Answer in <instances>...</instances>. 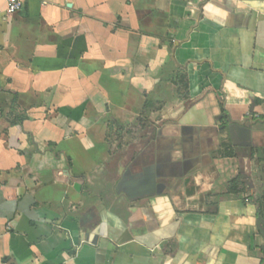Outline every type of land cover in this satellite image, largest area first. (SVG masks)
<instances>
[{
	"label": "crops",
	"instance_id": "crops-1",
	"mask_svg": "<svg viewBox=\"0 0 264 264\" xmlns=\"http://www.w3.org/2000/svg\"><path fill=\"white\" fill-rule=\"evenodd\" d=\"M0 264H264V0H0Z\"/></svg>",
	"mask_w": 264,
	"mask_h": 264
},
{
	"label": "built area",
	"instance_id": "built-area-1",
	"mask_svg": "<svg viewBox=\"0 0 264 264\" xmlns=\"http://www.w3.org/2000/svg\"><path fill=\"white\" fill-rule=\"evenodd\" d=\"M23 6H24V0H7L8 13L11 15L20 12Z\"/></svg>",
	"mask_w": 264,
	"mask_h": 264
},
{
	"label": "trees",
	"instance_id": "trees-1",
	"mask_svg": "<svg viewBox=\"0 0 264 264\" xmlns=\"http://www.w3.org/2000/svg\"><path fill=\"white\" fill-rule=\"evenodd\" d=\"M179 83H181L182 85H184L185 88H188V78L187 75L185 74H181L179 77ZM223 104V102L221 101V105ZM150 106V104L147 102L146 107L148 108ZM223 111H225L224 106H222ZM139 121L143 122L144 119H139Z\"/></svg>",
	"mask_w": 264,
	"mask_h": 264
},
{
	"label": "rangeland",
	"instance_id": "rangeland-1",
	"mask_svg": "<svg viewBox=\"0 0 264 264\" xmlns=\"http://www.w3.org/2000/svg\"><path fill=\"white\" fill-rule=\"evenodd\" d=\"M183 86H184V85H183ZM183 89H184V88L182 87V89H181V94H184ZM173 90H174V89H173Z\"/></svg>",
	"mask_w": 264,
	"mask_h": 264
}]
</instances>
